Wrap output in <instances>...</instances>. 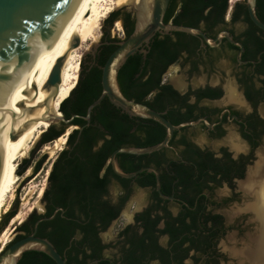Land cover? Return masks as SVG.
Wrapping results in <instances>:
<instances>
[{"label": "flooded vegetation", "instance_id": "obj_1", "mask_svg": "<svg viewBox=\"0 0 264 264\" xmlns=\"http://www.w3.org/2000/svg\"><path fill=\"white\" fill-rule=\"evenodd\" d=\"M167 10L164 22L179 25L175 17L180 6L170 16ZM260 12L264 17V9ZM112 18V29L121 34L111 36L112 25L104 22L96 51L110 47L112 52L116 42L134 28L135 15L131 10L118 8ZM196 28L211 39L226 32L232 41L222 36L210 45L198 35L157 31L147 45L135 52L141 62L132 76V100L159 111L175 125L198 120L176 129L168 147L137 155L135 160L139 165L132 171L154 167L159 172L161 192L165 194L163 184L169 188L165 195L174 199L159 195L153 171L143 170L132 178L116 174L126 179L123 182L104 165L99 176L106 175L107 181L96 197L95 211L86 212L73 204L70 216L65 217L62 208L52 219L37 225L35 235L57 243L58 248L55 247L66 264H92L104 259L112 264H250L242 256L243 249H254L255 237L261 232L250 203L244 208L246 212L229 213L228 220L219 209L237 198L238 180H242L240 186L249 194H254L245 189L250 176L264 182V173H255L256 168L264 167V30L250 20L245 0H229L222 23L208 25L200 21ZM174 70L183 74L186 81L172 83L169 77ZM212 76L216 78L211 79ZM226 76L230 81L225 83ZM226 87H231L233 98L227 96ZM130 124L134 140L164 137L166 133L163 125L150 118L132 115ZM101 143L98 141L94 149ZM258 153L262 154L260 160L249 170ZM153 178L155 184L151 183ZM197 187L203 189L194 194L192 190ZM223 187L227 194L218 197L216 189ZM183 189L192 195V204L180 196ZM138 191L144 192L143 203L141 197L135 196ZM201 194L204 198L199 199ZM130 202L132 209L126 216L123 209ZM42 204V213L60 208L52 201ZM198 206L203 208L202 213L195 212ZM11 212L13 209L8 213ZM247 215L259 224V232L249 238L251 244L241 247L244 219H238ZM11 217L3 216L0 230ZM113 224L117 225L115 238L106 241L104 234ZM32 227L29 219L12 232L10 240L31 233ZM227 233L231 235L224 251L219 242ZM112 248L115 250L108 251ZM94 252L97 257L90 259L89 254ZM17 264L56 263L41 252L22 260L20 257Z\"/></svg>", "mask_w": 264, "mask_h": 264}, {"label": "water", "instance_id": "obj_2", "mask_svg": "<svg viewBox=\"0 0 264 264\" xmlns=\"http://www.w3.org/2000/svg\"><path fill=\"white\" fill-rule=\"evenodd\" d=\"M81 1L0 0V173L3 157L15 140L28 114V98L25 87L28 85L31 73L47 47L58 36ZM169 1L138 0L135 3L132 1L129 3V10L135 15L134 28L130 34L116 42V48L106 58L101 69V92L87 106L85 114L80 117L86 123H89L92 109L104 97H107L112 104L129 115L150 118L163 125L166 128V133L161 141L143 147L128 145L117 147L110 153L109 163L115 174L125 178H132L143 170L153 171L156 176V190L159 195L166 199H174L173 196L161 192L159 172L154 167L144 166L135 171L125 172L119 167L116 155L117 153L140 155L166 148L176 129L184 125H193L198 120L175 125L166 119L162 113L152 109L145 103L125 97L117 82L118 69L142 45H147L157 31H181L190 35H198L210 45H213L222 36L228 39H230V36L226 32H221L215 39H211L199 28L164 22V15ZM245 3L250 20L257 27L264 30V22L256 13V0H245ZM78 41L79 39L75 37L72 46L76 47ZM98 44L96 43L92 49L93 57ZM80 61L81 58L79 69ZM61 63L62 57L56 60L46 81L47 88H52L51 95L54 94L60 80ZM74 116L72 115L69 119H66L61 112L58 115L51 114L49 125L62 122L67 124L68 128L72 125L69 122ZM261 155V153H258L257 159L249 165V170L256 165ZM15 173L17 174V166ZM240 182L242 180H238V188L244 195H249L254 201L256 197L241 188ZM58 211L62 212L63 209L56 208L50 215H43L42 211L39 212L41 216L33 223L31 233L14 241L9 240L0 250V264H17L20 255L29 250L46 254L56 264H66L65 259L49 239L35 235L38 223L52 219ZM17 227L15 225L13 231ZM249 244L251 243L249 242Z\"/></svg>", "mask_w": 264, "mask_h": 264}, {"label": "trees", "instance_id": "obj_3", "mask_svg": "<svg viewBox=\"0 0 264 264\" xmlns=\"http://www.w3.org/2000/svg\"><path fill=\"white\" fill-rule=\"evenodd\" d=\"M229 0H170L168 4L169 16L177 5L181 10L175 17V22L185 26L196 27L200 21H204L208 25L222 23L224 14L228 8ZM241 6V5H238ZM264 9V0H256V13L258 17L264 21L260 10ZM111 11L104 19L107 26H111L113 19ZM166 20V19H165ZM112 48L104 50L98 49L94 57L87 63L84 59L80 61V69L77 81L74 87L69 92L68 96L59 104L58 110L61 114L69 119L75 115L69 122L72 125H77L79 128L72 129L66 138L65 146L58 153L57 157L51 165L47 176V184L43 189L41 201H52L53 204L65 210L64 216L68 217L72 214L71 206L78 204L86 212L95 211L97 204L96 197L104 187L107 176H99V170L107 164V170L115 177L119 178L111 169L108 163L110 153L117 147L128 146H148L159 142L163 135L159 138H145L144 140L132 138L129 132L132 120V115H129L122 109L112 104L107 97H104L101 102L96 105L90 114V122L85 125L86 121L80 116L85 114L87 106L95 100L101 92V69L111 52ZM141 62V56L132 54L122 64L117 72V82L122 94L132 99V76L137 70ZM67 124L58 122L51 124L40 135L38 142L31 153H35L46 143L61 136ZM106 135L108 137H106ZM102 140L100 146L94 149L98 141ZM33 157V156H32ZM137 155L129 153H117L116 159L119 167L125 171H132L139 165L135 160ZM44 157H41L33 166V172H37ZM210 159V158H209ZM122 160H127L123 162ZM33 159L25 158L17 165V174L22 175L30 166ZM158 163V162H156ZM174 163V162H170ZM210 163H213L210 161ZM121 181H126L124 178H119ZM151 183L155 184L154 178ZM165 194H169V188L163 184L161 186ZM203 188L197 187L193 189L194 194L199 193ZM189 204H192L193 197L190 193L182 190L181 195ZM204 198L201 194L199 199ZM196 213H202L203 208L198 206ZM13 212L8 213V216ZM52 212L48 210L43 215H50ZM59 214V212L57 213ZM41 216L35 211L31 212L28 217L20 224L26 225L29 219L31 224ZM57 218H59L57 216ZM51 240L53 238L49 236ZM207 237H205L206 239ZM55 242V241H54ZM54 244V243H53ZM58 248V244L55 243ZM40 251L29 250L23 252L21 260L27 255H36ZM19 257V259H20ZM90 259L97 257L96 252L89 254ZM18 259V260H19ZM92 264H112L109 260L95 261ZM125 264H132L125 262Z\"/></svg>", "mask_w": 264, "mask_h": 264}, {"label": "bare ground", "instance_id": "obj_4", "mask_svg": "<svg viewBox=\"0 0 264 264\" xmlns=\"http://www.w3.org/2000/svg\"><path fill=\"white\" fill-rule=\"evenodd\" d=\"M131 1L135 3L138 0H82L74 9L58 36L43 53L31 73L28 85L25 87L28 98L27 117L3 157L0 173V209L4 196L8 192H12L16 184L15 170L12 172L16 165V159L25 156L29 144L48 127L50 115L60 114L58 110L60 102L68 96L74 87L78 78L79 60L81 54L86 50V43L96 40L102 20L117 5L129 4ZM117 26H119L118 22H116ZM75 37L79 39V43L76 47H73L72 43ZM60 57H62L60 80L54 94L51 95L52 88H47L46 81L56 60ZM226 92L229 98L234 97L231 87H226ZM70 130L71 128H68L65 134L56 138V147L61 148ZM256 169L255 173L259 172L260 176L264 173V167ZM252 177L250 176L249 182L245 183V189L250 193H254L251 195L256 197L249 204V208L256 214V218L261 224V232L255 237V248H244L242 256L250 264H264V182H257L259 181L257 178L254 181ZM42 191L43 188L40 189L38 196L41 195ZM8 234L9 232L5 231L1 236L3 237L2 248L9 241Z\"/></svg>", "mask_w": 264, "mask_h": 264}, {"label": "rangeland", "instance_id": "obj_5", "mask_svg": "<svg viewBox=\"0 0 264 264\" xmlns=\"http://www.w3.org/2000/svg\"><path fill=\"white\" fill-rule=\"evenodd\" d=\"M118 8H124L129 10V4H121L117 5L114 10H117ZM104 24V20H102L100 28H99V35L96 38L95 41H90L86 43L85 47L86 50L81 54V60L84 59L85 62L87 63L90 59H92V49L94 48V45L99 42L102 34V26ZM113 25L110 28V35H115L118 36V34H121V31L116 30L115 28L112 29ZM118 32V34H117ZM225 68V64L222 65ZM175 68V67H174ZM176 69V68H175ZM170 81L172 83L179 81H186L185 76L183 74H177L176 71H172L170 75ZM216 77L212 76L211 79H214ZM230 81V77L226 76L225 77V83ZM54 124H58V122H55ZM71 127V130L73 129V126ZM68 127V128H69ZM68 128L65 129L64 133L67 132ZM70 130V131H71ZM63 133V134H64ZM62 134V135H63ZM41 135V134H40ZM40 135L35 138L30 144L27 149V153L25 156L16 159L15 163V168L17 164L21 162V160L25 158H30L33 159L31 166L22 174L18 175L15 174L14 178H16V184L14 186V189L12 192H8L6 196H4V199L2 200V206L0 209V222L1 219L3 218L4 215L8 214L13 209L12 217L8 219L7 223L1 228L0 230V248L2 247V242H3V237L2 234L6 231L9 232V240L12 236V232L14 230V226H19L27 217L28 215L33 212H41L43 210V204L41 201V195H39L40 189H44L46 184H47V176L49 173V170L51 169V165L55 158L57 157L58 153L62 150V148L65 146V142L61 145V148L56 147V139L52 140L49 143H46L43 145L40 149H38L35 153H31L33 148L35 147L36 143L38 142ZM33 156V157H32ZM41 157H44L42 163L39 166V169L37 172H33V166L39 160ZM15 168L13 169L12 172H14ZM239 194L235 200L230 202L227 206L222 207L219 209L223 214H225L226 220H228L229 213H242L246 212L245 206L252 202L253 199L249 198L246 199L243 192L238 188L236 189ZM43 192V191H42ZM216 194L218 197H222L227 194L226 189L223 188H218L216 189ZM135 196L141 197L140 203H143V198H144V192L138 191ZM1 201V199H0ZM131 206L132 202L128 203L125 205L123 212H127L126 216H128L131 212ZM6 208V209H5ZM5 211V212H4ZM244 219V224L242 227L244 228L242 235L240 236V241L242 242L241 247H244L245 244H248L250 241L249 238L254 237L256 234H258V229H259V224L253 222L254 217L247 215L245 217H239V222H241ZM117 225L113 224L111 225L106 233L104 234V239L106 241H111L114 240L115 234H116V229ZM231 233H227L224 238L220 240V244L223 245L222 250L225 251L226 249V241L230 237ZM9 242V241H8ZM115 250L114 248L109 249L108 251ZM227 262H230L228 260ZM222 264V263H221ZM227 264V263H225Z\"/></svg>", "mask_w": 264, "mask_h": 264}]
</instances>
